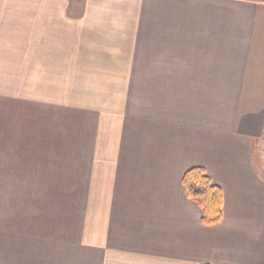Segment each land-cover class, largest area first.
<instances>
[{
  "label": "crops",
  "instance_id": "obj_1",
  "mask_svg": "<svg viewBox=\"0 0 264 264\" xmlns=\"http://www.w3.org/2000/svg\"><path fill=\"white\" fill-rule=\"evenodd\" d=\"M2 76L0 264H264V0H0Z\"/></svg>",
  "mask_w": 264,
  "mask_h": 264
},
{
  "label": "trees",
  "instance_id": "obj_2",
  "mask_svg": "<svg viewBox=\"0 0 264 264\" xmlns=\"http://www.w3.org/2000/svg\"><path fill=\"white\" fill-rule=\"evenodd\" d=\"M183 189L187 199L198 206L203 226L213 227L222 222L223 191L203 168H194L185 175Z\"/></svg>",
  "mask_w": 264,
  "mask_h": 264
},
{
  "label": "rangeland",
  "instance_id": "obj_3",
  "mask_svg": "<svg viewBox=\"0 0 264 264\" xmlns=\"http://www.w3.org/2000/svg\"><path fill=\"white\" fill-rule=\"evenodd\" d=\"M2 75H4V73H2ZM12 83H14L13 80H9L8 78H5L4 76L0 77V88L5 89V90L9 89L6 87L7 86L10 87ZM256 154H257V162L264 169V136L262 137L260 143L257 146Z\"/></svg>",
  "mask_w": 264,
  "mask_h": 264
}]
</instances>
